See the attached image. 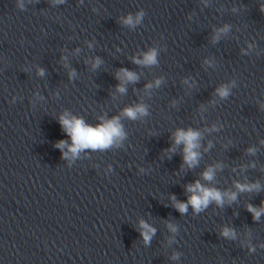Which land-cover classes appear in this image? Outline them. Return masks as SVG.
I'll list each match as a JSON object with an SVG mask.
<instances>
[{
    "label": "clouds",
    "instance_id": "clouds-1",
    "mask_svg": "<svg viewBox=\"0 0 264 264\" xmlns=\"http://www.w3.org/2000/svg\"><path fill=\"white\" fill-rule=\"evenodd\" d=\"M62 2V0H60ZM264 10V9H262ZM142 15V14H140ZM140 16L136 17V20H133L131 16H128L124 23L132 25L139 21ZM135 63L138 64H155L156 63V52L155 50H151L144 55L143 60H135ZM96 64H99V60L96 61ZM95 67V65H94ZM41 75L43 71L41 70ZM118 78L122 81H135L137 76L135 73L128 71L127 69H121L120 73L117 74ZM159 83V81H157ZM151 85H149L150 87ZM118 91L124 92L125 89L122 86H118ZM221 96H226L228 94L226 88H221L218 90ZM145 114V108L143 106H137L135 108H127L124 110V114L132 119L137 117V114ZM60 123L67 134L72 139V145L69 148V151L76 155L79 151L83 149H105L110 147L117 138L123 137V131L119 124L118 118H113L112 120L101 123L100 125L93 127L84 123L82 119L72 118L68 119L65 116L60 118ZM199 133L188 130L187 132L183 130H178L175 135V143L180 144L183 143L185 145L184 148V161L190 167L194 166L197 163L198 152L194 149L198 147V138ZM65 141L61 140L57 147L63 148L65 146ZM65 156L67 153L64 154ZM204 179L211 180L213 178V170L210 168L206 172L203 173ZM237 187L241 191H251L253 188L258 187L257 185H237ZM187 191L192 195L189 197L187 203L177 202L175 207L181 213H185L187 211L188 205L190 204L196 212L201 211L203 208L207 207V205L211 201H216L217 204H223V196L228 195L230 200L235 199V193L222 194L221 192L215 189H209L203 187L198 181L194 184H190L187 186ZM174 199V198H173ZM249 211L253 212L254 218H258L260 212L256 211L254 208L249 206ZM264 211V209H262ZM169 227H172L171 225ZM141 228L144 231L141 233L143 236L145 243L149 242L151 239V235L154 233V229L150 228L149 225L141 221ZM175 231V228H172ZM224 236H234V233L229 229H225L223 232Z\"/></svg>",
    "mask_w": 264,
    "mask_h": 264
}]
</instances>
